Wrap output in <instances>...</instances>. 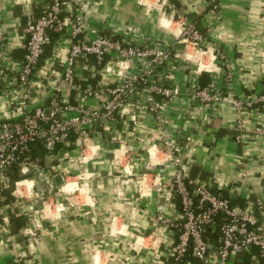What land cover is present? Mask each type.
<instances>
[{
    "label": "crops",
    "instance_id": "crops-1",
    "mask_svg": "<svg viewBox=\"0 0 264 264\" xmlns=\"http://www.w3.org/2000/svg\"><path fill=\"white\" fill-rule=\"evenodd\" d=\"M46 1L0 0V121L52 100L100 109L108 89L142 69L144 60H121L114 51L101 63L89 55L77 60L68 85L63 69L76 41L102 37L170 57L144 75L113 122L87 131L84 150L72 144L41 165L30 162L13 183L0 174V264H178L159 239L169 228L156 220L177 216L179 199L156 188L178 170L191 189L205 184L242 206L260 202L264 231V0H60L63 29L50 33V47L21 86L24 31ZM175 12L202 36L209 66L202 74L176 43ZM76 21L82 32L73 39ZM210 84L211 100L203 102L198 87ZM153 87L176 93L164 97ZM189 257L182 264H202ZM217 263L211 254L206 264ZM227 264H258L257 250Z\"/></svg>",
    "mask_w": 264,
    "mask_h": 264
},
{
    "label": "built area",
    "instance_id": "built-area-1",
    "mask_svg": "<svg viewBox=\"0 0 264 264\" xmlns=\"http://www.w3.org/2000/svg\"><path fill=\"white\" fill-rule=\"evenodd\" d=\"M60 13V0H47L42 13L28 22L24 31L25 52L18 72L21 86L29 83L38 67L45 48L50 45V33L63 29ZM171 17L178 22L176 43L182 45L186 58L195 62L196 74L207 71L209 66L204 60L207 53L201 45L202 36L199 30L194 23L182 19L179 13L175 12ZM169 20L171 18L165 19V24H168ZM81 32L80 21L70 26L73 39ZM2 41L3 33L0 31V52ZM111 51H114L121 60L134 58L144 60L142 69L137 74L124 77L118 86L108 89L107 97L101 103L100 109L72 107L52 100L47 107L23 111L13 121H0V174L12 164L24 160L29 146L35 142H41L47 152H52L57 145L67 147L70 144V136L74 135L76 137L73 144L84 150L86 148L84 135L87 131L98 125L113 122L115 114L121 109L124 101L133 94L135 86L144 80V75L162 67L170 57L167 51L141 49L127 44L121 46L102 37H97L89 43L76 41L69 48L63 79L68 85L73 84L74 68L79 58L92 55L97 63H101L104 55ZM214 56L222 58L218 51ZM198 88V98L203 102L210 101L211 95L208 91L212 85L210 84L207 89ZM152 90L164 97L176 93L175 90L162 87H153ZM27 91L28 89L26 93ZM23 96L26 97L27 94L24 93ZM261 101H264V97ZM70 111H75L76 114L65 117L64 113ZM164 147L168 151L175 148L169 141L164 142ZM173 162L177 165L179 161L174 159ZM30 166L33 168L34 165L23 161L19 169L25 174ZM190 185L184 170H178L168 183L158 182L156 188V191L168 200L175 197L179 199V210L175 218L162 214L156 217L157 223L169 228L165 236H160L159 239L162 244L169 247V255L173 260L185 262L187 257L192 256L206 264L209 262V256L215 254L217 264H227L230 256L256 249L258 264H264V231L259 223L261 203L240 206L233 203L237 199L230 193L225 194L220 189L213 191L205 184H194L192 189Z\"/></svg>",
    "mask_w": 264,
    "mask_h": 264
},
{
    "label": "trees",
    "instance_id": "trees-1",
    "mask_svg": "<svg viewBox=\"0 0 264 264\" xmlns=\"http://www.w3.org/2000/svg\"><path fill=\"white\" fill-rule=\"evenodd\" d=\"M48 47H50V45L47 46L45 50ZM74 137H75L74 135L70 136L69 138L70 144L67 147H61L60 145H57L52 152H47L44 148V145L41 142H35L31 144L26 152L25 159L12 164L10 167L6 169V172L4 173L5 179L7 177V181L13 183L16 180L17 169H19V165L23 161L33 162L41 165L43 164V159L46 156H52L53 153H56L57 151L70 149L72 147ZM233 203H237L240 206H242L240 200H235L233 201ZM187 259L190 260V257H187ZM178 264H182V262H179Z\"/></svg>",
    "mask_w": 264,
    "mask_h": 264
},
{
    "label": "water",
    "instance_id": "water-1",
    "mask_svg": "<svg viewBox=\"0 0 264 264\" xmlns=\"http://www.w3.org/2000/svg\"><path fill=\"white\" fill-rule=\"evenodd\" d=\"M41 186H39V188H40ZM38 206V205H37Z\"/></svg>",
    "mask_w": 264,
    "mask_h": 264
}]
</instances>
